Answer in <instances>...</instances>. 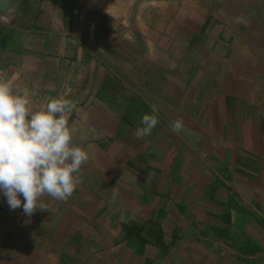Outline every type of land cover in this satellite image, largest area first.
I'll return each mask as SVG.
<instances>
[{"label":"crops","instance_id":"0c3cea01","mask_svg":"<svg viewBox=\"0 0 264 264\" xmlns=\"http://www.w3.org/2000/svg\"><path fill=\"white\" fill-rule=\"evenodd\" d=\"M0 82L89 156L30 217L0 195V264H264V0H0Z\"/></svg>","mask_w":264,"mask_h":264},{"label":"clouds","instance_id":"9594fccd","mask_svg":"<svg viewBox=\"0 0 264 264\" xmlns=\"http://www.w3.org/2000/svg\"><path fill=\"white\" fill-rule=\"evenodd\" d=\"M70 108L68 100L53 98L33 111L26 95L0 82V195L11 210L22 208L30 217L35 210L46 209L42 195L66 200L80 182L81 166L89 156L72 143L73 130L65 117ZM158 111L153 104L151 112L142 115L137 138L151 134ZM181 127L180 120L171 124L175 132Z\"/></svg>","mask_w":264,"mask_h":264},{"label":"built area","instance_id":"2783aa9c","mask_svg":"<svg viewBox=\"0 0 264 264\" xmlns=\"http://www.w3.org/2000/svg\"><path fill=\"white\" fill-rule=\"evenodd\" d=\"M75 12L77 13V10Z\"/></svg>","mask_w":264,"mask_h":264}]
</instances>
